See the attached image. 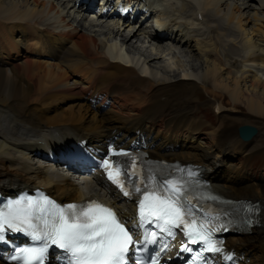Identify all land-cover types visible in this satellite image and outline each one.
Wrapping results in <instances>:
<instances>
[{
    "label": "bare ground",
    "instance_id": "obj_1",
    "mask_svg": "<svg viewBox=\"0 0 264 264\" xmlns=\"http://www.w3.org/2000/svg\"><path fill=\"white\" fill-rule=\"evenodd\" d=\"M154 1L168 20L166 34L156 41L167 45L164 52H174L172 64H157L126 46V36L120 44L116 27L89 21L93 28L83 32L87 16L72 0H0V188L7 194L44 186L65 203L81 199L86 193L73 173L36 167L32 156L76 139L98 145L130 137V143L140 131L158 157L199 165L221 194L264 201V183L244 173L220 175L234 152L264 149V0H255L260 12L254 0ZM238 36L248 50L242 65L235 60ZM174 67L183 70L181 77ZM200 91L209 96L206 111ZM100 95L111 100L106 109V100L91 102ZM71 96L77 99L54 106ZM208 116L213 123L206 125ZM244 126L261 136L241 142ZM93 181L103 187L100 178ZM93 184H87L91 191ZM260 224L229 241L241 254H256L255 264H264V207Z\"/></svg>",
    "mask_w": 264,
    "mask_h": 264
},
{
    "label": "rangeland",
    "instance_id": "obj_2",
    "mask_svg": "<svg viewBox=\"0 0 264 264\" xmlns=\"http://www.w3.org/2000/svg\"><path fill=\"white\" fill-rule=\"evenodd\" d=\"M252 4H253L252 5L253 9L258 8V4L255 1L252 2ZM255 10H258V9H255ZM115 23H116V21L111 22V23H99V25H103L104 28H106V27L115 28L116 27L117 30L121 31L120 32L121 35H119L117 37V41L120 44L123 43V39L125 36L128 37V40H130V42L128 44H126V46H128V47L133 46V49H138V50H140V52L143 51V53H145L146 55L153 56L154 58H156L157 64H164V65L172 64L170 61V58L172 57V55H174V52H171V53L164 52V49L165 48L167 49L166 44H158L154 41H150L148 39L147 35L145 34V32L142 30H140L138 32V34H136V36L133 37V35L130 34V30H132V28L135 26H132L130 28V27H128L129 23L121 22L120 26L118 24H115ZM84 26L85 27H84V29H82V31L86 32V33H87V30H85V29L93 28V26L88 21H85V20H84ZM133 30H134V28H133ZM248 30H249V28H248ZM92 35H95V34L92 32ZM12 37H14L17 40H21V34L13 33ZM168 54H170V55H168ZM177 56L180 59L182 58L180 55H177ZM181 60L186 62L185 59H181ZM238 62L241 64L240 60H238ZM172 71H174L173 73H175V74L179 73L180 74L179 77L182 76V73H183L182 69L174 67V69H172ZM208 97L209 96L207 94H204V92H202V91L197 93V98L199 100H206V98H208ZM227 99H228L227 96H225L224 101H223L224 104H226V103L228 104ZM71 102H74V101L66 102L65 99H62V100H58V102H56L57 104L55 103V105L54 104L53 105L54 106H58V105L66 106ZM54 106H52V107H54ZM241 111L247 112L246 109H244V108H242ZM207 118H209L210 121L213 123V120L209 116ZM260 120L261 119L258 118V122ZM206 124H208V122H206ZM259 155H264V151H257V152H254V153L248 155V156L244 155L242 152H239L238 154L235 155V157L228 160V164H230V167L236 166L237 173H244V174L248 175L249 177H251L253 179L254 182L264 183V164L262 166H260L259 163L256 162V160H254L256 158V156H259ZM246 157H248L250 159V161H246L245 160ZM32 162H33V160H32Z\"/></svg>",
    "mask_w": 264,
    "mask_h": 264
},
{
    "label": "water",
    "instance_id": "obj_3",
    "mask_svg": "<svg viewBox=\"0 0 264 264\" xmlns=\"http://www.w3.org/2000/svg\"><path fill=\"white\" fill-rule=\"evenodd\" d=\"M256 132V129L250 126H245L240 129V135L244 140L252 139Z\"/></svg>",
    "mask_w": 264,
    "mask_h": 264
}]
</instances>
